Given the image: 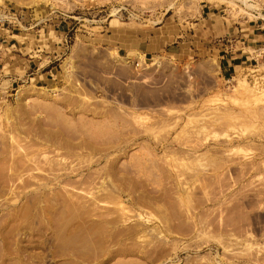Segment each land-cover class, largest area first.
<instances>
[{"label": "rangeland", "instance_id": "374dc122", "mask_svg": "<svg viewBox=\"0 0 264 264\" xmlns=\"http://www.w3.org/2000/svg\"><path fill=\"white\" fill-rule=\"evenodd\" d=\"M248 1L0 0V264H264Z\"/></svg>", "mask_w": 264, "mask_h": 264}, {"label": "built area", "instance_id": "2783aa9c", "mask_svg": "<svg viewBox=\"0 0 264 264\" xmlns=\"http://www.w3.org/2000/svg\"><path fill=\"white\" fill-rule=\"evenodd\" d=\"M21 12L22 10L20 11L14 10L13 12H11L10 10L8 11L2 10L0 12L1 14L0 17H3L5 19L4 22L8 23L9 25L20 26L21 21H22ZM216 43L217 45L221 46V48H223L228 54L233 55L235 59L241 58L243 55L242 50L244 47V42H241L238 39L230 38V37H222V38H218Z\"/></svg>", "mask_w": 264, "mask_h": 264}, {"label": "crops", "instance_id": "0c3cea01", "mask_svg": "<svg viewBox=\"0 0 264 264\" xmlns=\"http://www.w3.org/2000/svg\"><path fill=\"white\" fill-rule=\"evenodd\" d=\"M263 30V27H253L252 28V30L251 31H249L248 32V34H246V37H245V35H242L243 33H242V31H239V36H236L235 37V39H237L238 38V40H240L241 41V39H243V42L245 43V41H247L248 40V42H252V41H258L261 37H262V35L261 34H259V33H254L255 31H262ZM222 33L224 32V31H221ZM224 34V33H223ZM224 36H226V35H224ZM229 37V36H228ZM230 38H232V37H230ZM247 39V40H246ZM208 42V44L210 43V42H212V41H207ZM208 47V46H207ZM212 48H213V50H217L218 51V53H220L221 54V56H220V59L221 60H226L227 61V63H226V65L223 67V69H224V71H230V69L232 68H234L235 67V65L234 64H232V63H229L230 61H235V60H237V59H239V58H236L235 59V57H232V58H229L228 59V56H225L224 54H227L228 55V53L223 49V48H221V46H218L217 45V43H214V42H212ZM245 48V46L243 47V49ZM139 49H140V51L141 52H147V50H148V47H147V45H141V47H139ZM240 56V55H239Z\"/></svg>", "mask_w": 264, "mask_h": 264}, {"label": "bare ground", "instance_id": "6f19581e", "mask_svg": "<svg viewBox=\"0 0 264 264\" xmlns=\"http://www.w3.org/2000/svg\"><path fill=\"white\" fill-rule=\"evenodd\" d=\"M247 2H249L248 0H246ZM254 11H257L256 9ZM261 17H263L262 15H260ZM264 19V18H263Z\"/></svg>", "mask_w": 264, "mask_h": 264}]
</instances>
